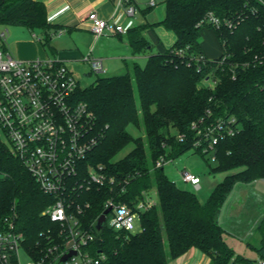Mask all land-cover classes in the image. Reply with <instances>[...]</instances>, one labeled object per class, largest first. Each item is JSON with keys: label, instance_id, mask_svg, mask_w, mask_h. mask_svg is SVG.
<instances>
[{"label": "trees", "instance_id": "obj_1", "mask_svg": "<svg viewBox=\"0 0 264 264\" xmlns=\"http://www.w3.org/2000/svg\"><path fill=\"white\" fill-rule=\"evenodd\" d=\"M263 2L165 0L166 15L161 24L175 33V44L149 57L144 68L135 64L133 76L127 73L99 78L90 87L78 88L76 97L93 112L94 133L100 138L86 167L102 164L109 175L132 176L125 192L94 186L82 195L91 205L80 218L96 233L94 253L106 254L104 264H169L192 248L207 255L209 264H257V259L237 254L228 244L220 214L237 184L264 180V63L256 58L264 54ZM210 13L222 20L239 19L240 24L234 31L216 30L207 21ZM0 24L32 32L48 33L50 29L44 5L35 0H0ZM206 28L215 31L223 55L229 56L223 65L217 59L206 58L202 51L200 40ZM144 29L138 26L126 35L136 55L151 45ZM181 50L183 55L178 53ZM193 56L201 62L188 66L187 60ZM207 78L217 79L215 88L204 85ZM141 117L148 134L150 159L145 145L128 131L130 126L140 127ZM228 117L236 119L238 131L217 146L211 171L242 170L228 175L209 199L201 202L192 192L178 187L164 167L156 168V162L161 157L174 161L192 150L205 157L194 149L198 137L192 124L203 118ZM179 134L185 135L183 141ZM130 143L135 148L115 162L114 158ZM154 189L158 203L141 213L140 232L117 233L108 226L97 232V221L109 198L139 201ZM54 201L41 191L11 147L0 140V230L5 218L17 215L25 250L35 260L44 256L47 247L58 243V226L42 215ZM256 228L261 237L257 252L264 257V217Z\"/></svg>", "mask_w": 264, "mask_h": 264}, {"label": "built area", "instance_id": "obj_2", "mask_svg": "<svg viewBox=\"0 0 264 264\" xmlns=\"http://www.w3.org/2000/svg\"><path fill=\"white\" fill-rule=\"evenodd\" d=\"M150 5L155 6V3ZM119 9L127 18L134 17L138 10L132 0H120ZM88 19L96 38L107 33L128 34L129 30L116 19L109 22L95 12L90 13ZM207 21L220 31H234L240 24L239 19L222 20L213 13L208 15ZM64 33V30L58 32L59 35ZM2 36L5 38V33ZM178 53L183 55L184 51ZM228 58L226 54L217 60L223 65ZM256 58L264 63V54ZM84 61L90 63L96 73L104 71L103 61L92 54L87 55ZM187 61L188 66L194 61L201 62L196 56ZM203 83L206 87L215 88L217 79L207 78ZM79 87L73 72L61 60L20 61L10 52L0 49V126L9 139L12 153L31 173L41 191L55 199L42 215L49 217L59 228L58 243L47 247L44 256L35 260L25 250V236L16 225L17 215L5 218L4 228L0 230V264H104L107 258L102 251L94 253L97 235L85 227L80 218L91 205L82 199V195L94 186H109L113 192H125L132 176L118 178L109 175L102 164L86 167V160L100 138L94 133L93 112L76 97ZM236 127L234 117L203 118L194 122L191 129L198 137L194 149L210 155L214 163L217 146L223 139L236 135ZM178 137L182 141L185 139V135ZM169 162L172 160L161 157L156 168ZM181 176L185 183L200 189L199 176L188 171H183ZM155 196L156 193H144L143 199L130 202L119 200L117 196L109 198L105 210H112L107 215L105 226H108L109 215L112 214L109 228L117 233L140 232L141 213L158 203ZM21 251L28 257L25 263L21 261ZM72 252L75 254L63 262V257ZM257 264H264V257H258Z\"/></svg>", "mask_w": 264, "mask_h": 264}, {"label": "crops", "instance_id": "obj_3", "mask_svg": "<svg viewBox=\"0 0 264 264\" xmlns=\"http://www.w3.org/2000/svg\"><path fill=\"white\" fill-rule=\"evenodd\" d=\"M35 1L44 5L50 29L48 30V33H44L42 30H35L33 32L29 30L32 33L40 35L42 37L41 40H43L41 42L19 40L16 43L18 56L16 59L20 61L57 59L63 61L69 67V65L76 64L77 62H84V58L87 55L92 54L94 58L101 59L103 61L104 69L105 62L123 64L126 67H128L129 64H132L134 69L135 64L142 66V63L144 64L148 62L149 57L159 53H164L167 49H169L167 47L170 46L171 48L177 40L175 33L173 32V37H170L167 33V29L161 24L165 18L166 12L161 11V9L158 10V12L156 11L155 8L157 7V3L155 0H151L148 3L146 2L147 0H132L138 10L136 15L131 18H127L121 9H119L120 0ZM151 2H154L155 6H151ZM92 12L97 13L102 19L109 20V22H113L115 21L114 19H116L117 22L123 24L128 30L138 26H144L145 29L143 34L151 45L146 52L136 55L133 53V50L128 43L127 36L124 34L107 33L100 38H96L91 30V24L88 19L89 14ZM156 12L159 17L158 20H155ZM60 30H64L65 33L59 35L58 32ZM56 36L57 38L54 39ZM202 37L206 38L203 43H201L200 40L204 55L209 59L220 58L223 55V47L215 31L213 29L206 28L203 30ZM46 46L51 49V54L47 56L42 53V49L47 48ZM154 49H158V53L154 54L151 52ZM13 57L15 58V56ZM260 183L264 184V180L259 179L251 183H239L233 190L236 191V193H245L249 190V187L247 186L253 187ZM262 217H264V214L258 219L256 218V223H258ZM226 236V241L235 250L236 239L233 238V236L227 231ZM247 246L253 249V245L251 243H248ZM257 255L258 256L255 259L259 257V253ZM209 263L210 258L207 255L196 248H192L180 258L170 261L169 264Z\"/></svg>", "mask_w": 264, "mask_h": 264}, {"label": "rangeland", "instance_id": "obj_4", "mask_svg": "<svg viewBox=\"0 0 264 264\" xmlns=\"http://www.w3.org/2000/svg\"><path fill=\"white\" fill-rule=\"evenodd\" d=\"M147 0L146 2H150ZM157 3L156 11L166 12V5L164 0H155ZM156 12V19L158 20V13ZM155 14V12H154ZM163 18V17H162ZM5 33V38L2 36ZM168 35L173 37V32L167 30ZM41 36L36 33L30 32L28 29L14 25L0 24V49L12 53L13 56H17L16 43L19 40H32L34 42H41ZM54 38V37H53ZM57 36L54 38L56 39ZM206 40L205 37L201 38V43ZM43 48V54L50 55V47ZM167 48H170L167 47ZM158 49H154V54L158 53ZM147 63H142L141 67L144 68ZM69 69L73 72L75 78L79 82L81 88H87L94 85L99 78L119 76L130 73L134 75V69L132 64L126 67L123 64H115L105 62V69L101 73L93 71L91 64L88 62H77L76 64L69 65ZM136 96L138 93L136 90ZM170 130L175 134V128L171 127ZM128 131L134 138H138L141 143L145 145L148 151V157L150 159V152L148 148V134L146 126L141 117L140 127L130 126ZM180 136V134L178 135ZM0 140L8 147L10 146L9 139L6 136L4 130L0 126ZM134 143H130L125 147L115 158L114 161H120L124 159L133 149ZM215 166L212 163L210 155L203 157L202 155L195 153L193 150L185 153L181 157L175 159L172 162L167 163L164 166L166 175L174 181L178 187L184 190H188L195 194L201 202H206L211 196L215 187L223 182L225 178L233 173H236L242 169H237L228 172H213L212 167ZM183 171L191 172L201 179L200 189H195L191 185L185 183L182 179L181 173ZM249 190L245 193H236L232 191L229 199L224 204L221 213V225L229 232L233 238L236 239L235 250L238 254H241L247 258L255 259L258 255L257 250L261 246V237L256 228L257 219L264 214V184H256L255 186H247ZM156 189H154L155 195ZM156 198V196H155ZM258 216V217H257ZM112 214L109 215L107 225L110 226V219ZM257 218V219H256ZM227 239V236H226ZM251 243L253 249L248 247L247 244ZM28 257L21 251V261L25 263Z\"/></svg>", "mask_w": 264, "mask_h": 264}, {"label": "water", "instance_id": "obj_5", "mask_svg": "<svg viewBox=\"0 0 264 264\" xmlns=\"http://www.w3.org/2000/svg\"><path fill=\"white\" fill-rule=\"evenodd\" d=\"M111 210H112V208L105 210L104 213L99 217V219L97 221V225H96L98 230H102L105 227L107 215L110 213ZM73 254H75V253L72 252L71 254L64 256L62 261L65 262L69 258V256H71Z\"/></svg>", "mask_w": 264, "mask_h": 264}]
</instances>
